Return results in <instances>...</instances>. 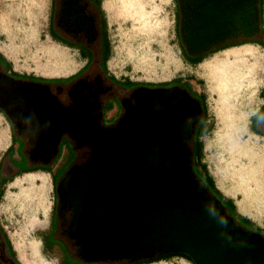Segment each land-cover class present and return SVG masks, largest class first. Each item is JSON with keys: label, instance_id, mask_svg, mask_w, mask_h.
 <instances>
[{"label": "rangeland", "instance_id": "rangeland-1", "mask_svg": "<svg viewBox=\"0 0 264 264\" xmlns=\"http://www.w3.org/2000/svg\"><path fill=\"white\" fill-rule=\"evenodd\" d=\"M243 1L247 5L243 7L242 14L234 12L236 16L233 19L238 21V27L231 22L233 19L226 20L224 27L220 25L216 29L219 38L244 26V22L249 24V3ZM235 2L239 1L229 0L223 5L234 6L238 4ZM101 3L108 39L106 70L115 78H124L130 83L159 85L169 84L175 79V82H184L203 96L207 120L200 137V162L205 165L222 196L232 200L234 213L244 217L251 227L264 235V136L255 133L249 124L252 114L264 103V48L255 44L239 48L247 45L243 44L213 52L198 62L187 61L182 58L176 41L171 0H102ZM48 6L49 0H0V51L17 73L65 79L83 63V59L76 49L57 43L48 36ZM262 23L264 25V0ZM185 27L187 39L189 37L197 49L206 47L208 41L216 40L213 36H209L206 42L203 37L195 39L187 24ZM33 39H39L41 43L38 53L25 46ZM155 92L171 95L169 92ZM172 94L170 100L176 105L170 111L166 110L169 114L165 124L170 128V141L175 144L176 135L180 137L186 130L185 118L192 116L193 106L176 92ZM1 100L7 101L8 98ZM81 104L83 102L76 99L67 108L66 113L71 119L74 115L80 116ZM131 108L128 104L127 113ZM114 110L115 107L106 112L105 120L113 116ZM71 119L55 123L51 136L38 132L36 127L41 123L29 124L28 127L36 145L46 150L52 149L62 129L69 130L79 143L89 144L92 151L83 167L86 169L96 159L98 136L103 126L95 121L87 120L84 124L75 117ZM77 121H81V125ZM85 126L88 127L86 131ZM5 143L3 122L0 125V146ZM65 150L62 146L61 154L51 162L48 172L20 173L0 185V224L21 264H62V251L57 245L44 247L43 238L50 231L54 212V182L70 157ZM9 152L19 160L16 143ZM8 157L9 153L4 164ZM6 173V167H3L1 174ZM65 183L62 199L68 203ZM141 264L194 263L173 255Z\"/></svg>", "mask_w": 264, "mask_h": 264}, {"label": "water", "instance_id": "water-1", "mask_svg": "<svg viewBox=\"0 0 264 264\" xmlns=\"http://www.w3.org/2000/svg\"><path fill=\"white\" fill-rule=\"evenodd\" d=\"M256 2L249 0V38L257 29ZM235 3H201L200 36L216 40L197 50L185 41L187 52L199 54L226 42L216 29L242 14L245 2ZM155 91L137 94L128 113L102 128L96 159L86 169L92 147L82 143L90 153L56 184L58 206L70 211L65 233L75 255L84 262L131 263L181 252L194 264H264V235L239 224L195 175L190 150L177 135V144L171 143L165 124L176 102ZM64 183L68 203L62 199Z\"/></svg>", "mask_w": 264, "mask_h": 264}, {"label": "flooded vegetation", "instance_id": "flooded-vegetation-1", "mask_svg": "<svg viewBox=\"0 0 264 264\" xmlns=\"http://www.w3.org/2000/svg\"><path fill=\"white\" fill-rule=\"evenodd\" d=\"M212 1L216 2L218 6L226 2L225 0H171L173 27L175 28L176 41L183 59L189 61L199 58L200 61L213 52L245 43L255 44L264 48L262 0H257L258 23L257 29L251 38L245 36L249 24L244 22L242 29L244 28L245 33L241 28H237L233 33L223 35L226 37L225 43L212 46L199 54L187 52L185 37L181 27H183L184 23H187L191 29L190 33L194 35L192 36L195 39L197 37L201 39V19L204 16V11L200 5L201 3ZM101 2L102 0H49L46 22L48 36L57 43L76 49L77 54L83 59V63L73 72L75 74L71 78L47 79L33 74L17 73L0 54V91L2 90L0 93L4 91L9 95L7 101L1 100L2 98L0 97V112L10 128L11 148L16 143V152L19 156V160H16L9 152V157L5 164L7 173L4 175H9L25 168L31 169L30 171L49 168L51 162L61 154L62 146H64L66 149L65 153L70 157L67 160L66 167L61 170L54 182V188H56V184L65 170L73 164L80 163L90 153V147L79 143L67 129H62L55 138V144L51 147L52 149L46 150L36 145L32 130L29 129L28 125L41 123L40 127H36L38 132L51 136L54 134L51 131H53L55 123L62 122L65 118L71 119L66 113L67 108L73 105L76 99H80L83 104H81L79 110L80 116L76 117L74 115L76 120L80 119L84 124L87 120L90 122L95 121L103 127H111L122 116L127 109V105L134 104L136 95L139 92L147 93L154 90L169 92L172 96L174 95L172 93L176 92L180 98L190 101L193 106L192 116H186L185 124L187 123V127L185 132L182 133L183 135H180V139L190 150L191 160L195 161V156L200 153L201 148L197 149V147L200 145V137L203 135L207 120V110L203 96L181 81L159 85L130 83L124 78H115L108 72L105 66L108 39L105 14ZM218 16L221 17V13ZM237 22L234 19L232 21L236 27H238ZM262 106L263 110L261 113L254 116L249 124L250 127L253 124V130L264 136V103ZM114 107L113 116L108 121L105 120L106 112ZM81 121L77 122L81 123ZM191 128L192 132L190 131ZM201 177L199 178L201 179ZM201 181L203 182L202 179ZM53 210L54 212L50 219V231L45 234L43 245L49 248L57 245L63 253L62 264L133 263H127L126 261H82L75 255L76 246L72 244V240L65 233L70 219V211L67 208L58 206L56 189ZM242 226L257 230L249 224H242ZM0 264H21L1 224Z\"/></svg>", "mask_w": 264, "mask_h": 264}, {"label": "trees", "instance_id": "trees-1", "mask_svg": "<svg viewBox=\"0 0 264 264\" xmlns=\"http://www.w3.org/2000/svg\"><path fill=\"white\" fill-rule=\"evenodd\" d=\"M187 23H184L183 24V29H182V31L184 32V36H185V40L187 41V44H188V46H190L192 49H194V50H197V48H196V46L194 47V45L193 44H190V42H188V40L186 39V29H185V25H186ZM200 49V48H199ZM203 56V55H202ZM201 57V56H200ZM189 61H191V62H198L199 61V58L197 59V60H189ZM75 73H73V74H71V75H69V76H67L65 79H68V78H71L73 75H74ZM54 79V78H53ZM56 79V78H55ZM173 81H175V79L173 80ZM172 81V82H173ZM263 110V106L261 105L259 108H258V110H256V112L255 113H253L252 114V116H251V119L254 117V116H256V115H258L259 113H261V111ZM252 125L253 124H251V128H252ZM252 130H253V128H252ZM205 131V130H204ZM255 133H257V134H260L259 132H257L256 130H253ZM260 135H262V134H260ZM200 147V145H198V147H197V149ZM11 147L9 146L6 150H5V152L1 155V157H0V170H2V168L3 167H5V164H4V161L6 160L5 159V156L6 155H8V153H9V149H10ZM199 157H200V153L198 154V155H196L195 156V161H193V160H191V165H192V169H193V171L196 173V175L198 176V177H201V175H203V177H201V179L203 180V182L205 183V185H206V187L208 188V190L211 192V193H213L215 196H217L219 199H221V201L223 202V205L225 206V210H226V212L229 214V215H231V216H233V217H235V219H236V221L239 223V224H249V221L248 220H246L244 217H242V216H237L235 213H234V204H233V202H232V200L231 199H229V198H224L223 196H222V194H221V192L214 186V183H213V181H212V179H211V177L209 176V174H208V172H207V170H206V167H205V165L203 164V163H201L200 162V159H199ZM197 167H199V170H197ZM31 169H20L19 171H17V172H13V173H11V174H9V175H1L0 174V185L1 184H3L5 181H8L11 177H13V176H15V175H17V174H20V173H24V172H27V171H30ZM41 170H43V171H47L48 172V168H41ZM173 255H177V256H180V257H184L185 259H187V260H189V261H192L191 259H190V257L187 255V254H185V253H181V252H168V253H164V254H162V255H158V256H154L153 258H151V259H148V260H139V261H135V262H133L132 264H137V263H142V262H149V261H153V260H156V259H160L161 257H169V256H173Z\"/></svg>", "mask_w": 264, "mask_h": 264}, {"label": "crops", "instance_id": "crops-1", "mask_svg": "<svg viewBox=\"0 0 264 264\" xmlns=\"http://www.w3.org/2000/svg\"><path fill=\"white\" fill-rule=\"evenodd\" d=\"M225 1H229V0H225ZM238 1H241V2H245V1H243V0H238ZM243 6H246L247 4L246 3H244V4H242ZM104 10V9H103ZM183 32V31H182ZM183 36H184V32H183ZM185 37V36H184ZM186 39H187V37H186ZM188 42H190V40H189V37H188ZM186 41V40H185ZM186 43H187V41H186ZM40 41H39V39L38 40H35V39H33V40H30L29 42H27L26 44H25V46H28L30 49H34L37 53L38 52H40L39 50H37L39 47H40ZM52 44H54V45H56L57 47H59L56 43H52ZM190 44H192L191 42H190ZM245 44H247V45H244V46H240L239 48H243V47H249V46H251V44H249V43H245ZM193 45H194V42H193ZM241 45H243V44H241ZM195 46V45H194ZM62 47V46H61ZM232 47V46H231ZM60 48V47H59ZM65 48V47H64ZM197 48V47H196ZM62 49V48H61ZM0 54L5 58V56H4V54H2V52L0 51ZM6 59V58H5ZM7 61V60H6ZM74 68V67H73ZM73 68H71L70 70H72ZM13 69V68H12ZM14 70V69H13ZM44 71V70H43ZM61 73H64V72H61ZM72 106V105H71ZM3 120V122L5 123V128H6V143L4 144V145H2V146H0V152H1V155L5 152V150L10 146L11 147V135H10V128H9V125H8V123H7V121H6V119L4 118V116H3V114L0 112V125L2 126V123L3 122H1ZM10 150V149H9ZM1 155H0V157H1ZM0 174H1V170H0ZM2 175V174H1Z\"/></svg>", "mask_w": 264, "mask_h": 264}, {"label": "bare ground", "instance_id": "bare-ground-1", "mask_svg": "<svg viewBox=\"0 0 264 264\" xmlns=\"http://www.w3.org/2000/svg\"><path fill=\"white\" fill-rule=\"evenodd\" d=\"M247 1V3H249V0H246ZM185 29L187 30V28L185 27ZM187 34H188V31H187ZM195 47V46H194ZM33 264V263H32Z\"/></svg>", "mask_w": 264, "mask_h": 264}]
</instances>
